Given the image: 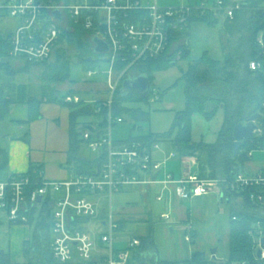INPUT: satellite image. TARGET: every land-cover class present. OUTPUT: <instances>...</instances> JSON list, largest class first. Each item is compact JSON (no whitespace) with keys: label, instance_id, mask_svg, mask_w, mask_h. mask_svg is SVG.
<instances>
[{"label":"built area","instance_id":"1","mask_svg":"<svg viewBox=\"0 0 264 264\" xmlns=\"http://www.w3.org/2000/svg\"><path fill=\"white\" fill-rule=\"evenodd\" d=\"M241 7L238 1L225 5L223 0H217L213 6L202 3L183 7H160L157 0H4L0 3V9L7 15L21 20L10 36L11 57L25 58L33 63L49 60L62 31L80 25L92 32L93 39L98 37L107 44L109 50L103 55L111 65L107 80L109 98L94 102L95 116L107 108V126L100 129L98 125H89L82 131L87 150L98 161L94 173L72 174L63 181L46 179L41 173L37 176L13 174L0 180V214L12 225H24L31 224L32 217L36 221L41 211L47 209L53 233L52 250L57 262L89 263L95 256L97 238L83 229L80 222L99 215L98 204L92 196L102 193L112 196L124 186L153 182L145 178L146 174L164 168L168 160L176 158L183 172L179 178H175L172 172H166L162 181L164 189L174 183L177 195L190 200L220 188L223 198L227 190L240 199L246 197L251 203L249 212L254 219L249 230L253 242L251 257L231 261L228 257L210 253L207 256L209 264H264V167L255 172L245 169L225 182L200 176L195 170L199 168L196 156L180 157L176 151L170 150L165 160L158 162L152 154L160 149L159 143L148 146L140 140L125 141L113 137L114 127L125 121L124 117L115 116L113 112V95L123 80L135 71L139 75L138 68L152 60H180L181 46L187 41L185 37L194 12L222 10L233 18ZM57 10L61 13L60 19L54 15ZM118 65L122 67L118 68ZM262 66L261 61L250 62L252 70L262 69ZM98 72L100 69L89 70L87 75L90 78ZM156 99L152 91L151 100ZM66 101L78 103L81 99L69 95ZM257 126L254 134H262L263 127L259 121ZM40 196L41 201L38 200ZM162 199L163 194H160L158 200ZM162 218L169 220L171 214L163 213ZM117 228L118 224L110 214L107 232L100 235L107 249V264H128L130 251L116 252L114 249ZM140 244L139 238L130 241L133 247Z\"/></svg>","mask_w":264,"mask_h":264},{"label":"trees","instance_id":"2","mask_svg":"<svg viewBox=\"0 0 264 264\" xmlns=\"http://www.w3.org/2000/svg\"><path fill=\"white\" fill-rule=\"evenodd\" d=\"M3 1L0 0V3ZM223 1L225 5L232 4L230 0ZM241 4L242 7L235 11L233 18L226 16L223 29L226 37V41L222 43L223 57L220 59L212 58L206 52L199 59H191L187 71L182 75V80L185 83L186 108L179 111L175 119L173 129H177V136L172 138L171 134L155 135L148 133L130 136L125 141L140 140L148 146L164 141L169 142L180 157L196 156L198 158L200 176L221 179L225 182L231 181L237 173L246 169V163L252 157L250 152L264 150V0H247ZM216 12L223 11L194 12L190 19V28L194 22L204 23L208 26L215 25L218 21ZM4 15H7L6 11L0 9V17ZM11 34L12 32L0 35V56H11L9 41ZM189 34L190 31L186 35ZM68 44L74 45L75 52L73 55L67 54ZM181 50V59L190 57L191 44L188 38L181 46ZM53 56H55V60L52 62L46 60L41 64H44L46 68L47 80L54 82L70 79L72 56L76 58L77 62L84 64L86 71L100 68L101 64L106 61L103 54L94 51L92 32L80 25H75L71 30L64 29L62 31ZM255 60L262 62V69L252 70L250 68V62ZM176 63L177 61L170 62L165 58H159L142 65L138 70L140 74L148 75L152 83L151 71L154 70V67ZM117 67L121 68L122 65ZM121 87L122 84L119 85L113 95L115 116L125 118L130 113L134 118L143 117L145 112L140 109H129L125 102L133 98L150 101L152 90L147 98H143L137 93L124 95L121 92ZM10 103L11 100H5L0 95V120L4 119L8 113ZM29 103L33 107L37 100L30 99ZM68 104L72 110V126H75L80 116L95 114V103L68 102ZM219 109L224 112V122L217 139L214 142L193 141V114L198 112L210 119ZM102 112L104 113L98 116L100 118L98 128L100 129L107 126L105 116L107 108H104ZM256 113L262 114L259 123L263 127V133L254 134L252 138L244 140L241 148L235 154V126L238 123H246ZM85 126L83 125L80 129ZM77 130L72 131L73 142L70 159L74 163L73 174H93L98 161L95 157L82 159L77 156L79 142L84 140ZM224 198L233 205L228 258L231 261L250 258L253 242L249 230L254 220L249 212L251 203L246 197L240 199L238 195L227 190L224 191ZM234 198L238 201L241 200V204L237 200L234 202ZM234 216L237 218L234 219ZM31 226L34 227L33 236L22 242L23 255L26 261L13 263L9 252L0 251V264L58 263L52 250L53 233L50 212L44 208L36 221H34V217L31 218ZM127 250L130 251L128 264H209L207 256L202 252H195L190 259L181 262L161 259L153 227L147 236L141 238L139 246H130Z\"/></svg>","mask_w":264,"mask_h":264},{"label":"crops","instance_id":"3","mask_svg":"<svg viewBox=\"0 0 264 264\" xmlns=\"http://www.w3.org/2000/svg\"><path fill=\"white\" fill-rule=\"evenodd\" d=\"M237 1L234 0L231 3ZM195 3L193 6L198 4V0ZM20 22L19 19L18 24L10 28L7 34L13 32ZM2 27L5 29L4 25ZM3 29L0 27V35L4 34L1 33ZM45 69L44 64L33 63L25 58L0 56V95L5 100H11L8 113L4 119L0 120V180H5L13 174L25 173L35 174L34 176L41 173L44 178L56 181L70 178L74 170V163L70 159L72 131L78 129V134L80 133L82 138L84 128H80L83 125L97 126L100 122L98 116L97 121L90 122L81 120L83 116H80L75 126H72V110L66 97L78 96L83 103L104 101L109 98V95H103V92H108L107 83L102 85L93 81L90 84L72 85L69 80H66L51 84L46 81ZM92 77H88V80L92 81ZM81 92L88 93L91 98H83ZM30 99L37 100L33 107L29 103ZM130 136H134L133 133ZM129 137L125 139L114 137V139L127 140ZM83 142L84 140L79 142L77 156L82 159L92 158L85 157L87 148ZM155 151L152 154L154 160ZM169 151H165L166 156ZM251 162L250 160L246 163L247 171L255 172L264 167L263 162L249 169ZM168 171L172 172L175 178H179L183 172L180 161L176 158L170 159L164 168L147 173L145 178L153 182L124 186L112 196L105 193L93 195L92 199L99 207V215L82 220L80 225L97 238L94 259L89 263L75 261L66 264H107V249L100 235L107 232L110 214L118 224L113 240L116 252L128 249L132 239L141 240L153 227L161 259L181 262L190 259L195 252H202L208 256V242L216 244L219 241L215 221L211 220L214 217L213 214L218 212L225 214V217L220 220H222L221 226L224 229L227 244H230L232 211L228 213L229 217L227 210L222 209V202H227L225 198L223 200L221 198L222 190L217 188L220 193L216 190L190 200L181 199L176 193L174 183L164 189L162 181ZM115 194L120 197L130 196L134 201L132 204L136 205L126 208L118 205L114 209ZM160 194H163L162 200H158ZM53 196L56 194L53 193ZM163 213H170L171 218L169 220L162 218ZM1 217L0 215V224L3 220ZM12 226L17 229L15 240L18 244H21V240L30 239L27 232L21 233L18 227L30 229L31 224ZM18 253L14 258L10 253L12 262L24 263L26 260L22 247Z\"/></svg>","mask_w":264,"mask_h":264},{"label":"rangeland","instance_id":"4","mask_svg":"<svg viewBox=\"0 0 264 264\" xmlns=\"http://www.w3.org/2000/svg\"><path fill=\"white\" fill-rule=\"evenodd\" d=\"M154 1V0H151ZM196 0H157L158 5L160 7H183L189 5H195ZM217 0H198V4L205 3L207 6H213ZM234 0H230L233 2ZM247 0H238V2L242 3ZM250 1V0H248ZM218 21L215 25L208 26L204 23L194 22L190 28V34L185 37V40L188 38L191 44V55L189 58H182L177 60L176 64L171 65H160V67L153 68L151 71L152 76V87L151 90L155 92V96L157 99L155 101L151 100H137L135 98L130 99L125 102V105L129 109H140L146 114L140 118H134L132 114H127L125 116V121L123 123L117 124L113 131L114 137L117 138H128L131 133L134 136L145 135L148 133H153L155 135H164L171 134L172 138L177 136V129H173L175 119L177 113L179 111H183L186 108V100H185V83L182 80V75L188 69V63L192 59L201 58L206 52L212 58L220 59L223 57V49L222 43L226 41V37L223 33V29L225 27V14L221 12L217 13ZM19 18L12 17L11 15H6L4 18L0 17V27L3 29V25L5 29L2 30L1 33L3 35L7 34V31L18 24ZM3 23V24H2ZM1 31V30H0ZM67 54L73 55L75 52L74 45H67ZM55 60V56L50 60L51 62ZM71 71H70V79L71 84H85V83H93V81L98 82L102 85H106L108 80V73L111 68L109 62L105 61L101 64L100 72L95 74L92 77V81L88 80V75L84 64L77 62L76 58L72 56L71 58ZM135 74H138L135 71ZM48 76L46 75V81L51 84L56 83V81L47 80ZM65 93V92H64ZM83 98L89 99L91 96L86 92L80 93ZM103 95H109V92H103ZM83 121H97V116H83L81 118ZM224 122V112L222 109H219L217 113L210 119L205 118L202 114L195 112L192 116V138L195 142H200L204 140L206 142H214L217 139L218 133L221 130ZM161 149L156 150L154 153L155 161L161 162L166 158L167 150L175 151L169 142H159ZM87 148V147H86ZM86 152V151H85ZM93 157L94 155L87 150L85 153V157ZM251 164L249 165V169L254 168L257 164L264 162V150H256L253 152L251 157ZM177 164V163H176ZM175 165V164H174ZM199 167V166H197ZM195 170L198 171L197 168ZM217 192L220 193V190L217 189ZM221 196H223L221 194ZM222 198V197H221ZM236 198L233 199L236 202ZM228 201V200H227ZM134 202L130 196H113V206L116 209V206L121 205L124 208L132 207L136 204H132ZM241 204V200L238 201ZM222 209L227 210V214L230 211H233V205L229 202H222ZM2 217V223L0 224V251L10 252L12 257H16L20 252L21 244H18L15 240V235L17 232L16 227H13L7 220V218L0 214ZM214 217L211 218L212 222L216 224V235L219 241L216 244H212V242H208L207 249L209 254L213 248L217 249V254L220 256H228L230 247L227 244V240L225 237L224 229L221 226L222 220L221 218L225 217L223 212H218L213 214ZM229 216V214H228ZM230 217V216H229ZM20 228L21 233L27 232V235L31 238L33 236L34 227L31 226L30 229L26 227H18ZM212 229V227L210 228ZM19 230V229H18ZM212 234V232H211Z\"/></svg>","mask_w":264,"mask_h":264},{"label":"water","instance_id":"5","mask_svg":"<svg viewBox=\"0 0 264 264\" xmlns=\"http://www.w3.org/2000/svg\"><path fill=\"white\" fill-rule=\"evenodd\" d=\"M54 15L57 18H61L60 11H55ZM93 42L95 44L94 51L98 54H104L109 49L107 44L100 38L95 37L93 39ZM152 83L150 81V78L146 74H135V72L131 73L125 80L122 82L121 92L126 95L129 93H137L143 98H147L149 96V93L151 91ZM262 114L256 113L252 115L246 123H238L234 128V147H235V154L239 151L241 148L243 141L249 138H252L254 136L255 130L257 129V122L261 119ZM99 165H98V171L97 174H99ZM42 197H39V201H41ZM223 200V196H222ZM264 241V239H263ZM217 249L213 248L211 250V254H216Z\"/></svg>","mask_w":264,"mask_h":264}]
</instances>
